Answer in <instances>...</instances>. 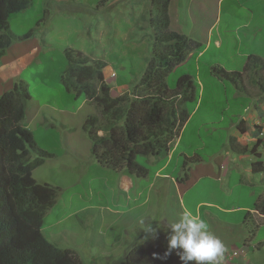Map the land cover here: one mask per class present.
<instances>
[{
    "label": "crops",
    "instance_id": "obj_1",
    "mask_svg": "<svg viewBox=\"0 0 264 264\" xmlns=\"http://www.w3.org/2000/svg\"><path fill=\"white\" fill-rule=\"evenodd\" d=\"M63 1L68 2V0ZM100 1L97 11L105 8L107 10H103L99 15L101 20L96 22V27H90L86 30V34H83L84 37L95 41V45H89L88 48L83 49L84 51H77L82 53L91 51L90 53L96 56L105 53L107 54L105 56H109L110 52L118 49L112 41L113 34L109 33L110 22L114 20V29L115 22L120 24L121 29L117 28L115 31V39L120 43L119 54L117 53L119 63L110 62L103 70L104 80L111 87V94L115 97L129 92L133 87L131 88L129 83L123 81L119 73L114 70V66L126 65L133 61H138L139 65H142L149 59L154 36V30L149 24L153 6L152 0H142L138 5L136 3L133 5V0H108L104 5H100ZM228 3L236 8L234 17L240 19V23L231 25V30L226 29L227 32L231 31L235 35V40L230 41V46L234 47L235 42L237 45L230 53L229 61L211 63V73L216 67L228 72H241L244 74L243 80L250 83L254 81L255 85L252 86L258 87L259 96L264 97V68L258 72L245 71L250 58L255 54L253 51H242V34L246 36L250 33L251 40L255 38L257 43L264 44V0H171L169 9L171 30L202 44V49L191 53L183 64L194 57L197 59L203 57L213 45L216 50L223 49L225 43L222 39L220 24L223 20L224 8ZM114 5L117 9L110 10L109 8ZM109 13L112 15L110 16ZM31 38L32 36L25 41ZM250 42L252 44L254 41ZM21 43L24 41L18 39L15 45ZM17 50L11 48L10 54L8 55L7 51L0 60V82L3 84L1 88L3 90L13 88L14 83L19 80L27 84L24 78L25 70L36 62L38 51L35 46L29 51L21 47ZM235 56H238L241 61L234 60ZM180 66L175 69V72ZM27 85L31 90V85ZM35 93H31L32 100L26 107L23 126L32 132L36 145L50 154V157L35 169L33 176L40 184L59 188V201L54 207L62 206L65 209V217L49 221L45 227L44 233L50 242L61 248L67 247L78 252H103L104 256L115 262L123 258L128 250L135 246L134 243L125 244L127 237L130 241L150 239L156 235L168 238V225L175 220L169 222L167 219L169 207L162 206L161 202L165 188L158 185V182L163 184L164 181L170 180L176 183L170 179L171 175L162 176L158 170L154 179L150 181L148 191L146 192L147 185H145L144 190L138 192L137 189L141 188L140 181L142 179L149 181L148 175L141 178L132 177L126 171L112 170L102 166L93 156V142L83 131V125L90 116L99 113L95 104L83 101L79 107H76L75 103L79 100H75L67 91L60 92L63 105L42 104L38 92ZM255 108L256 110L246 109V114L240 119L244 121L241 130L238 125L240 120L229 128L231 136L226 139V144L230 142L235 144L224 150L225 163L228 167L223 172L225 181L222 188L231 197H235V192L243 189L244 200L240 201L242 205H235V201L230 205L221 204L215 200L196 201L193 212L194 215H199L206 221L223 227L221 232L223 235L229 232L235 233L229 225L242 228L241 232L245 231L244 237H240L241 232H239L237 238H232L228 242L224 257L230 252H237L238 255L228 257L226 264H264V232L259 233V228L264 227V154L257 156L259 148L257 151L254 148L255 153H249L258 139H264V100L259 105H255ZM196 114V108L190 112V117L164 166H169L171 163L178 144L181 143ZM255 124L262 126V133H254L251 130V126ZM52 134L57 135L54 148L49 147L47 142L48 136ZM191 154L182 151L180 156ZM198 156L199 154L195 152L193 157ZM255 162H262L261 165L256 166V170L253 169ZM234 176L237 177L233 178ZM100 180L109 185L112 184L111 192L115 195L114 199L110 198V201L103 202L106 194L100 192L93 184L96 181L101 182ZM233 180L237 183L232 184ZM156 187H158L157 195L159 196L157 197L159 208L156 213L162 211L164 218L160 221L163 229L153 231L149 230L153 228L150 223L146 224V221L153 220L149 204L152 199V189ZM176 194L180 198L178 187H176ZM67 195H69L68 201H65ZM143 198V202L137 204V201ZM250 202L254 205L253 207L249 206ZM175 205L181 212L186 211L180 199ZM137 211L141 217L140 220L137 221L134 218L126 221ZM244 211L245 216L242 217L241 213ZM249 211L251 214L247 216ZM223 216L230 219L223 220ZM249 230L252 232L248 237ZM136 235H139L137 239Z\"/></svg>",
    "mask_w": 264,
    "mask_h": 264
},
{
    "label": "trees",
    "instance_id": "obj_2",
    "mask_svg": "<svg viewBox=\"0 0 264 264\" xmlns=\"http://www.w3.org/2000/svg\"><path fill=\"white\" fill-rule=\"evenodd\" d=\"M33 1L0 0V60L21 40L10 29V15L28 9ZM107 1L101 0L100 5ZM151 3L159 6L155 15L151 10L149 18L155 32L152 49L131 94L112 96L103 77L107 63L92 60L80 51L65 50L67 67L60 76L65 91L74 98L84 96L93 100L101 110L103 126L99 125V118L92 117L83 127L93 141L97 161L107 168L137 176L148 173L138 163V157L167 155L189 119V105L199 98L194 76L183 75L174 88L170 87L168 77L191 53L201 50L202 44L171 30V0ZM30 36L29 33L24 39ZM118 54L115 60L119 63ZM263 68L264 60L254 56L245 71L258 72ZM213 73L234 83H242L244 78L241 72L218 67ZM31 100L28 85L22 81L0 96V264H84L78 251L61 248L44 233L49 223L46 217L59 201L60 190L38 183L33 176L49 154L37 147L32 132L22 126ZM101 129L104 136L98 135ZM258 165L254 163L253 169ZM166 253L168 240L158 235L142 247L130 248L115 264H183L178 252Z\"/></svg>",
    "mask_w": 264,
    "mask_h": 264
},
{
    "label": "rangeland",
    "instance_id": "obj_3",
    "mask_svg": "<svg viewBox=\"0 0 264 264\" xmlns=\"http://www.w3.org/2000/svg\"><path fill=\"white\" fill-rule=\"evenodd\" d=\"M99 1L68 0V2H65L63 0H34L32 6L28 9L10 15L9 25L11 31L17 39L21 38L24 41V43L15 45L18 42L16 41L11 48L15 51H18L19 47L26 51L31 50L34 46L37 48L36 62L25 70L24 78L26 83L32 87L30 92H38L42 104L54 103L63 105L60 100V92L65 93V91L60 82V76L67 67L65 50H85L89 45H95V41H92L89 37H84L83 34H86V30L90 27H96V22L101 20V16L99 15L103 10H107L105 8L97 11ZM141 1L133 0L132 4L136 3L138 5ZM125 5L127 4L125 3ZM109 9L115 10L117 6L114 5ZM235 10L236 8L231 3H228L224 8L223 20L220 24L222 39L225 43L223 49L216 50L213 45L203 57L190 59L168 77L169 85L175 87L180 77L185 74L193 75L199 84L200 93L198 102L190 105L191 112L196 108L197 114L189 125L181 143L178 144L171 158V163L169 166H164L168 156L162 155L138 157L137 159L140 165L149 170V181L142 179L139 183L141 188H136L138 192L144 190L145 185H147L146 192L148 191L150 181L154 179V175L158 170L162 176L170 174V179L176 182L172 183L170 180L164 181L163 184L158 182V185L165 188L161 202L162 206L169 207L167 215L169 222L172 220L176 221L183 214L179 209H176L175 204L178 203L179 199L183 202L185 210L191 213L194 212L196 201L208 202L215 200L227 205L235 201V205H242L240 201L244 200L243 189L236 191L235 197H231L222 188L225 181L223 172L228 167L227 163H225L224 150L226 147H233L235 144V142L226 144V139L231 136L229 128L246 114V109L256 110L255 105H259L264 100V97L262 95L259 96L260 90L258 87L252 86L250 82L245 81L242 86L240 84L236 85L230 80L211 73V63L215 61H229L231 59L230 53L235 50L237 45L235 42L234 47L230 46V41L235 40V35L231 31L227 32L226 30L231 25L240 23V19L234 17L236 14ZM115 27L114 29V20L112 19L109 33L113 34L112 41L115 43L116 48L119 49L120 43L115 39V31L117 28L121 29V27L117 22H115ZM29 33L32 38L29 41H25L27 39H24V36ZM33 39L35 41H32ZM250 41L254 42L251 44ZM242 51H253L254 56H261L264 59V44L257 43L255 38L251 40L250 33H247L246 36L242 34ZM86 52L88 53L83 52L84 55L92 60L98 59L108 64L116 62L115 54L118 53V50L114 49L110 52L109 56H105L107 55L105 53L96 56L95 54H91V51ZM7 54H10L9 50ZM8 55L6 56L8 57ZM234 60L241 61L238 56H235ZM145 68V64L139 65L138 61H136V65L114 66V70L119 73L123 81L129 83L131 88L140 80ZM2 87L3 84L0 82V96L5 91L1 89ZM237 93H240V95H237ZM81 104L82 98L75 103V106L79 107ZM251 130H255L253 125L251 126ZM56 140V134L49 135L47 140L49 147L54 148ZM182 151L192 154L180 156ZM195 152L199 154L198 157H193ZM263 154L264 147L262 146L257 156ZM235 177L237 176L233 178ZM236 183L237 181L233 180L232 184ZM93 184L100 192L106 194V199L103 202H108L110 198H115V195L111 192L112 184L109 185L102 181H96ZM176 187L179 189L180 198L176 194ZM157 191L158 187L152 189V199L149 204L153 220L152 222L146 221V224H151L153 231L163 229L160 221L164 218V213L162 211L156 213V210L159 208ZM68 196L65 197V201H68ZM143 200L144 198L138 200L137 204H140ZM252 205L250 202L249 206L253 207L254 205ZM64 212L65 209L62 206H56L46 219L48 221H56V219L65 217ZM241 215L244 217L245 211ZM134 218L137 221L141 219L138 211L130 218H127L126 221H131ZM229 219V217L223 216V220ZM207 222L213 233L225 244L226 251L230 239L237 238L239 232H241L240 229H242L229 225V228L234 230L235 233L229 232L223 235L221 233L224 229L223 227L219 226V224L215 225L213 222ZM168 231L170 233V229ZM260 232H264V227L259 228ZM244 233L245 231H242L240 237H244ZM138 237L139 235L135 236L136 239ZM148 240V238H145L140 241H130L129 237H127L125 244L134 243V247H139ZM179 250L173 249L171 252L175 253L179 252ZM79 255L82 257L84 264L113 263L112 259L104 256L103 252H79ZM222 264H226V261H222Z\"/></svg>",
    "mask_w": 264,
    "mask_h": 264
},
{
    "label": "clouds",
    "instance_id": "obj_4",
    "mask_svg": "<svg viewBox=\"0 0 264 264\" xmlns=\"http://www.w3.org/2000/svg\"><path fill=\"white\" fill-rule=\"evenodd\" d=\"M152 6H153V8H152L153 10L152 11H154V15H155V12L159 8V6L158 5L154 6L153 4H152ZM170 28H171V25H170ZM153 30H154V28H153ZM153 39H154V36H153ZM75 51H77V50H75ZM252 57H254V56H252ZM20 81H22V80H19V81H16V82L18 83ZM244 82L245 81L243 80L242 83H238V82H235V83L232 82V83H234L236 85L240 84L242 86L244 84ZM251 84L255 85V82L253 81V82H251ZM13 88H14V85H13ZM13 88H11V89H13ZM171 88H174V87H171ZM11 89H9V90H11ZM4 90L5 91L2 93V95L5 92L9 91V90H6V89H4ZM132 90H133V88H132ZM132 90H130L129 92H125V93L119 94L118 96L123 95V94H131ZM83 97L81 96V97H78V98H74V96H73V98L75 100H80L82 98V102L83 101L92 102L93 104H95V102L93 100L84 99ZM199 97H200V93H199ZM198 100H199V98H198ZM190 105H189V108H190ZM95 106L97 107V112L99 111V113L98 114L96 113L95 115L90 116L88 119H90L92 117H97V118L100 119L99 125L103 126L105 121H104V118L102 117L101 110L96 104H95ZM190 112H191V110H190ZM189 117H190V115H189ZM87 120H86V122H87ZM243 122H244L243 120H240L238 122V125L240 127L239 130L242 129V123ZM84 125H83V127H84ZM22 126H23V121H22ZM253 126L255 127L254 133H258V134L262 133L263 129H262L261 125H256L255 124ZM83 131H84V129H83ZM181 131H180V133H181ZM180 133H179V136H180ZM98 135L99 136H104L105 135V131H103L102 129L99 130L98 131ZM87 136L89 137L88 134H87ZM179 136L176 139L175 143L171 146L168 154L165 155V156L169 155L171 149L177 143V140L179 139ZM32 137H33V134H32ZM89 139H90V137H89ZM33 140H34V138H33ZM262 146L264 147V139L263 140L262 139H258L256 144L251 148V150H249L250 151L249 153L250 154L255 153L257 151V148L260 149V147H262ZM254 148H255L256 151L254 150ZM92 153H93V151H92ZM48 157H50V154L47 157L44 158V161ZM148 157H151V156H148ZM34 158H36V156H34ZM96 161H97V159H96ZM255 163H259L261 165L262 162H255ZM144 168L147 169L146 167H144ZM117 171H126V170H117ZM148 174H149V170H148V173L146 175H142V176L131 175V174H129V175L132 176V177L141 178V177L147 176ZM248 213L250 215L251 211H249ZM168 228L170 229V233L168 235V238L165 236L167 238V240H168V253H166V254H171V251L173 249H180L181 251L178 252V255L180 257V260L183 262V264H222V261H226L228 259V257H231L232 255L235 257V256L238 255L237 252H233V253L230 252V253L227 254V256L224 257V253L226 251V247H225V244L223 243V241L211 231L209 223L204 218L200 217L199 215H194L190 211H185L180 216V218L178 220H176L174 222H171L168 225ZM149 230H153V229L149 228ZM251 232L252 231L249 230L248 237L250 236ZM156 236H158V235H156ZM160 236H163V235H160ZM152 238H150V239H152ZM148 241H146L144 244H146ZM142 246H139V247H142ZM115 263H117V261L113 262L112 264H115Z\"/></svg>",
    "mask_w": 264,
    "mask_h": 264
}]
</instances>
